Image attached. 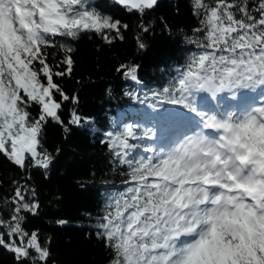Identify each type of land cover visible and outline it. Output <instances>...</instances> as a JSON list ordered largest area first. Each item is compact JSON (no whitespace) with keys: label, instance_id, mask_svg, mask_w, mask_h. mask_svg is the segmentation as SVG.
<instances>
[{"label":"snow or ice","instance_id":"obj_1","mask_svg":"<svg viewBox=\"0 0 264 264\" xmlns=\"http://www.w3.org/2000/svg\"><path fill=\"white\" fill-rule=\"evenodd\" d=\"M115 2L140 17L160 5ZM191 7L198 26L187 42L198 51L152 99L198 120L162 147L142 143L156 139L152 130L129 125L107 133L126 185L107 198L95 224L108 264H264V99L223 112L194 103L197 94L264 97V0H191ZM128 27L95 11L90 0H0V156L19 168L49 169L53 157L42 132L49 120L64 124L59 111L72 99L55 80L72 73L75 49L67 41L95 32L111 43L123 40ZM57 48L63 58L54 64L49 50ZM139 67L117 70L139 83ZM71 115V124H81V116ZM11 204L7 218L0 214V249L16 264H48L50 250L23 227V214H35L39 203L17 187Z\"/></svg>","mask_w":264,"mask_h":264},{"label":"trees","instance_id":"obj_2","mask_svg":"<svg viewBox=\"0 0 264 264\" xmlns=\"http://www.w3.org/2000/svg\"><path fill=\"white\" fill-rule=\"evenodd\" d=\"M90 4L129 27L122 30L123 40L111 43L95 32L67 41L75 49L72 73L55 80L72 99L64 101L59 111L64 124L49 120L41 137L53 157L52 164L47 170L19 168L0 156V214L10 215L17 187L25 190L28 200L39 203L35 214H23V227L38 233L50 250L48 264H108L109 252L95 235V224L107 198L126 185L122 169L114 165L106 146L107 133H118L129 125L139 133L152 130L159 121L165 124L178 106L154 101L153 93L170 86L178 70L198 51L187 42L195 38L192 30L198 26L191 0H161L144 17L111 0H90ZM141 25L150 30L142 32ZM138 37L147 46L143 50L138 47ZM49 51L52 63L63 58L60 49ZM122 64L140 66L139 83L117 70ZM36 111L33 107V115ZM72 112L83 118L81 124L70 123ZM29 189L35 191L34 198ZM61 220L66 223L60 224ZM0 264L16 261L10 252L0 249Z\"/></svg>","mask_w":264,"mask_h":264},{"label":"rangeland","instance_id":"obj_3","mask_svg":"<svg viewBox=\"0 0 264 264\" xmlns=\"http://www.w3.org/2000/svg\"><path fill=\"white\" fill-rule=\"evenodd\" d=\"M249 93L250 92H247V93H244V95H245V98H249ZM204 95V98H205V100H208L209 98L206 96V94H203ZM241 100V99H240ZM240 100L239 101H237V102H240ZM234 101V100H233ZM235 101V102H236ZM224 104H226V105H231L232 106V108H237V107H235L234 105H232V98L231 97H229V98H227V100H225L224 101ZM226 109V108H225ZM214 112H222V110H221V108L219 107V105L218 104H215V108H214V110H213ZM185 117H187V119L189 120V118H190V116L189 115H182L181 117H179V118H177V119H184ZM178 135V133L177 134H173V136H177ZM168 140L169 139H165L164 141H163V143H164V145L163 146H165V145H167L168 144ZM159 141H160V138H156L155 139V141H153V145L154 146H156V147H158V145L160 146V144H159ZM161 142V141H160ZM158 144V145H157Z\"/></svg>","mask_w":264,"mask_h":264},{"label":"water","instance_id":"obj_4","mask_svg":"<svg viewBox=\"0 0 264 264\" xmlns=\"http://www.w3.org/2000/svg\"><path fill=\"white\" fill-rule=\"evenodd\" d=\"M111 1H113V2H115V0H111ZM161 1V0H160ZM116 3V2H115Z\"/></svg>","mask_w":264,"mask_h":264}]
</instances>
